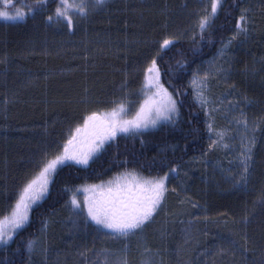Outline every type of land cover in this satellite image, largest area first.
<instances>
[{"label": "trees", "instance_id": "trees-1", "mask_svg": "<svg viewBox=\"0 0 264 264\" xmlns=\"http://www.w3.org/2000/svg\"><path fill=\"white\" fill-rule=\"evenodd\" d=\"M19 5L31 11L24 21H0V219L87 116L139 109L153 59L177 113L118 136L86 167H59L28 224L0 246V264H264V0H222L203 32L209 0H87L71 27L55 15L59 0ZM165 39L172 43L162 50ZM198 70L212 119L190 85ZM244 136L254 148L239 186ZM126 173L168 176L141 228L107 231L71 203Z\"/></svg>", "mask_w": 264, "mask_h": 264}, {"label": "snow or ice", "instance_id": "snow-or-ice-1", "mask_svg": "<svg viewBox=\"0 0 264 264\" xmlns=\"http://www.w3.org/2000/svg\"><path fill=\"white\" fill-rule=\"evenodd\" d=\"M18 2V0H17ZM47 0H37L38 4H44ZM95 5H102L105 0H93ZM211 11L209 15L202 17L199 21V28L203 32L210 25V19L214 18L222 0H209ZM14 0H0V19L17 20L24 19L25 13L21 8H16L15 14L10 15L6 9L12 7ZM70 12H76L83 16L87 12V0H59V6L55 10L58 18L67 21L69 27L72 25ZM49 21L53 19L48 17ZM245 16L241 15L240 22L245 21ZM239 32H246V27L242 23H237ZM235 39V37H233ZM172 43L171 40L165 39L161 44V49L167 48ZM231 43V41H229ZM148 82L154 84L160 97L158 101L146 100L144 106L131 120L122 119L120 113L124 112L123 105H119L109 113L93 112L87 116L83 128L77 127L75 134L71 135L66 145L63 147L62 154L56 155L54 159L49 160L38 175L32 179L21 191L18 201L11 210L10 216L0 219V243H7L12 238V234L17 229L23 228L28 222V213L31 206L38 200L42 199L47 192V186L51 177L55 174L57 167L64 165L66 162H74L78 165L87 166L89 159L94 153H97L104 147L106 140H112L117 133H129L141 128H147L149 125H155L156 119H170L171 114L176 112V101L172 99L171 94L167 92L159 83V69L156 60L153 59L151 65L146 69ZM193 83H196L194 80ZM153 110L156 118H152ZM211 128V125H209ZM82 132H86L91 141L86 147H77L78 138ZM83 143V141H79ZM250 152V148L248 149ZM243 155V153H242ZM247 159V157L245 158ZM241 163L244 165V171L247 172L245 160ZM173 173L176 169H171ZM131 177V179H128ZM168 176L159 178L137 177L133 173H126L123 177H117L108 181L107 185H92L85 191L95 194L99 191L98 197H89L86 202L88 217L96 224L114 233L127 235L136 229L141 228L146 221L150 220L161 201L164 199L166 181ZM71 203L79 208L80 204L73 197ZM31 247V245H29Z\"/></svg>", "mask_w": 264, "mask_h": 264}, {"label": "rangeland", "instance_id": "rangeland-1", "mask_svg": "<svg viewBox=\"0 0 264 264\" xmlns=\"http://www.w3.org/2000/svg\"><path fill=\"white\" fill-rule=\"evenodd\" d=\"M70 2H71V0H70ZM76 2L78 3L79 0H76ZM14 3H15V0H14ZM14 3H13V5H14ZM8 8H11L12 10H9ZM8 8H7L6 10L9 11L10 15H14V14H15V10H16V8H13V6H12V7H8ZM17 8H21V10L25 13V17H24V19H25L29 14H31V11H30V10H26V8H25L23 5H19ZM72 13H73V12H70V15H71ZM24 19H17V20H5V19H0V21H1V22H5V23H17V22H22V21H24ZM241 23H242V22H241ZM229 46H230V44H228L226 47H224V48L220 51V54H219V55H223V54H225V53L227 52ZM202 74H203V73H202L201 71H199V70L196 71L195 75L193 76V78H192L191 81H190V85H191V87H192V89H193V92H194V95H195V100H196L197 104H198L201 108H203V109L207 112L209 118L212 119V118H213V113H215V106L213 105V103L210 101V99H209V97H208L207 84H206L205 78L203 77ZM150 75H152V74H151V73H146L144 99H143V101H142V103H141L139 109H138L135 113H132V114H131V113L129 112V109H128L127 107H124V106H123V107H124V112L120 113V116H121L122 119H125V120H131V119H133V118L136 116V114L140 111L141 107L144 106V103H145L146 100H155V101H158V100L160 99V97L156 95L157 89H156L155 85H154V84H150V83L148 82L147 77L150 76ZM194 80L196 81V83H193ZM159 83H160V85H162V84H161V79H160V72H159ZM162 86H163V85H162ZM163 88H164V87H163ZM164 89H165V88H164ZM167 92H168V91H167ZM168 93H169V92H168ZM169 94H170V93H169ZM171 97H172V96H171ZM172 99H173V97H172ZM110 112H111V111H110ZM105 113H109V112H105ZM176 113H177V107H176V112L171 114V118H170V119H172L173 117H175V116H176ZM152 118H156V113H155L154 110H153V113H152ZM170 119H164V118L156 119V123H155L154 126L150 124L149 127H147V128H141V129L136 130V131H145V130H150V129L157 128L160 124H162V123H166V122H168ZM209 125H211V128L209 127ZM208 127H209V132H210L211 136H213V135H214V131H213V124H212V122L208 123ZM82 128H83V127H82ZM136 131H133V132H136ZM129 133H132V132H129ZM129 133H117V135L115 136L114 139H112V140H106L105 143H104V146H105L106 144L110 143L111 141L115 140L118 136H120V135H126V134H129ZM79 141H83V143L81 144V143H79ZM90 141H91V137H90L86 132H82V133L80 134V137L78 138L77 147L84 148V147L87 146V144H88ZM240 148H241V150H240V152L237 154V161H238V164H239V167H240V169H239V170H240V171H239V177H240V178H238L237 183H239V184H238L239 186H242V185H245V183H246L247 172H248L249 167H250V165H251L250 162H251L252 152H253V148H254V140H253L251 137H249V136H244V137L242 138ZM249 148H250V152L248 151ZM102 149H103V148H102ZM102 149H100L99 152L94 153V154L92 155V157L89 159L88 165H89V164L91 163V161H92V160H93V159H94V158H95V157L101 152ZM242 153H243V155H242ZM246 157H247V159H245ZM242 160H245V163H246V165H247V172L244 171V165L241 163ZM66 164H75V165H78V164H76V163H74V162H71V161L66 162L64 165H66ZM64 165H62V166H64ZM88 165H87V166H88ZM62 166H58L57 169H58L59 167H62ZM79 166H83V165H79ZM83 167H86V166H83ZM56 171H57V170H56ZM55 173H56V172H55ZM135 175H136L137 177L149 178V177L142 176V175H138V174H135ZM53 176H54V175H53ZM53 176H52V177H53ZM52 177H51V179H50V182H51V180H52ZM128 179H131V177H128ZM167 184H168V180L166 181V185H165L166 188H167ZM49 186H50V183L48 184V186H47V192L43 195L42 199L38 200L35 204H33V205L31 206V209H30V211H29V213H28V222H29V220H30V212H31L32 208H33L37 203L41 202V201L46 197V195L48 194ZM166 192H167V191H166ZM166 192H165V194H166ZM82 194L85 195V197L83 198V197H82L83 195H81V196L79 197L78 200H79V202H80V205H83V206L85 207L86 211H87V208H86V202H87V199H88V194L85 193V192H82ZM164 196H165V195H164ZM89 197H91L90 193H89ZM79 202H78V203H79ZM161 202H162V201H161ZM8 216H10V215H8ZM2 219H3V218H2ZM90 220H91V219H90ZM92 221H93V220H92ZM28 222H27V224H28ZM93 222H94V221H93ZM146 222H147V221H146ZM146 222H145V223H146ZM94 223H95V222H94ZM27 224H26V225H27ZM95 224H96V223H95ZM26 225H25V226H26ZM97 225H98V224H97ZM25 226H24V227H25ZM98 226H100L101 228H103V229H105V230H107V231H112V230H110V229H106V228H104V227L101 226V225H98ZM24 227H23V228H24ZM23 228L17 229L16 232H15L14 234H12V238H11L10 240H8L7 243L12 242L13 239H14V237L16 236V234H17L21 229H23ZM7 243H0V246L5 245V244H7Z\"/></svg>", "mask_w": 264, "mask_h": 264}]
</instances>
